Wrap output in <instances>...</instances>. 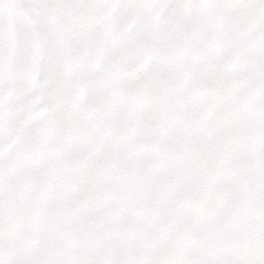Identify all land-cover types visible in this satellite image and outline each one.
Segmentation results:
<instances>
[{
  "label": "snow or ice",
  "instance_id": "6c2138e0",
  "mask_svg": "<svg viewBox=\"0 0 264 264\" xmlns=\"http://www.w3.org/2000/svg\"><path fill=\"white\" fill-rule=\"evenodd\" d=\"M0 264H264V0H0Z\"/></svg>",
  "mask_w": 264,
  "mask_h": 264
}]
</instances>
